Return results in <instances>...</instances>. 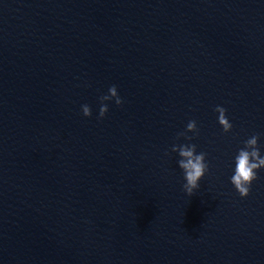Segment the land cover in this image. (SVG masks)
I'll return each instance as SVG.
<instances>
[{
    "label": "water",
    "instance_id": "1",
    "mask_svg": "<svg viewBox=\"0 0 264 264\" xmlns=\"http://www.w3.org/2000/svg\"><path fill=\"white\" fill-rule=\"evenodd\" d=\"M190 120L209 170L187 196ZM254 134L264 0H0V264H264V170L230 183Z\"/></svg>",
    "mask_w": 264,
    "mask_h": 264
},
{
    "label": "clouds",
    "instance_id": "2",
    "mask_svg": "<svg viewBox=\"0 0 264 264\" xmlns=\"http://www.w3.org/2000/svg\"><path fill=\"white\" fill-rule=\"evenodd\" d=\"M120 106L123 103L115 85L108 88L107 94L99 97L100 107L97 119H103L108 112V104L113 102ZM218 114L217 122L224 134L232 132L233 124L227 116V110L222 106L214 109ZM82 115L86 118L92 116V109L89 105H81ZM192 133V135H188ZM199 137V129L195 120H190L184 131L177 134L176 140L183 139L187 143H174L170 151L177 156V166L183 174V191L187 196H192L200 187V182L209 170L207 154L197 151V145L192 143ZM264 145L260 144V135L254 134L245 141L243 146L238 148L233 157V169L230 183L233 185L239 196L247 198L250 194L251 186L258 179V173L264 170ZM167 155V153H166Z\"/></svg>",
    "mask_w": 264,
    "mask_h": 264
}]
</instances>
